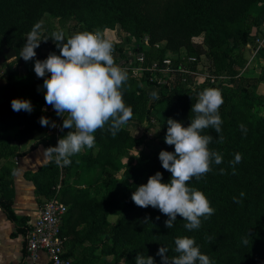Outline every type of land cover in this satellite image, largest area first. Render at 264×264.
<instances>
[{
  "label": "trees",
  "instance_id": "trees-1",
  "mask_svg": "<svg viewBox=\"0 0 264 264\" xmlns=\"http://www.w3.org/2000/svg\"><path fill=\"white\" fill-rule=\"evenodd\" d=\"M262 1L0 0V59H5V43L17 53V58L8 63L5 82L0 84V207L11 221L19 224L18 233H25L29 217H19L13 209V173H16L13 160L19 157V148L30 142L35 148L43 142L56 146V137L49 134L52 127L39 123L42 116L50 122L63 120L54 110L45 109L50 105L45 102L44 79L37 75L21 76L19 72L25 64L19 53L26 42V34L37 22L42 25L44 18L51 16L75 20L88 31L98 29L103 33L105 29L121 26L131 39L138 41L141 50H146L149 62L162 61L168 55L178 62L179 53L184 49L187 56L197 58V62L189 66L197 70L201 59L208 56L206 74L227 77L226 84L206 82L193 90L179 76L172 84L160 87L159 99L150 106L148 89L157 84L128 78L122 89L126 106L133 110L128 122L147 120L152 110L163 114V138L155 152L142 153L125 165L122 159L142 142L124 126L113 138L105 125L93 134L95 146L72 156L69 166H58L52 161L35 172L25 173L35 185L38 201L41 202V197L47 201L57 199L68 208L62 226V235L68 239L66 256L72 258L73 264H107L103 258L110 257H117L118 264H135L136 256L143 254L154 257L155 264H161V257L157 256L159 248L166 247L167 254L174 256L175 238L189 236L195 239L201 252L209 256L212 264H264V101L256 99L246 80L239 77L240 56L234 54L259 36L264 6L259 9L255 6ZM255 29L257 33H253ZM41 30L42 27L40 33ZM201 36L205 45L193 41ZM146 39L150 48L143 44ZM163 41L166 42L164 49L155 48ZM205 46L212 53L209 54ZM35 51L51 50L41 41ZM188 82L192 83L193 77H189ZM256 84L251 83L253 87ZM205 88H217L222 93L223 104L219 109L222 132L217 134L213 128H208L203 134L213 137L209 148L220 153L223 161L219 165L213 162L210 172L199 181L192 178L188 186L202 191L215 212L207 219L202 218L199 229L187 230L186 221L179 216L168 229L165 226L168 217L151 206L138 207L131 199L132 193L158 171L163 174L164 183L170 181L171 173L163 169L159 160L162 150L174 152V146L165 143L166 121L173 118L187 127L190 115H194L191 114L192 105ZM13 99L30 100L33 111L30 114L23 110L13 111ZM15 130L18 133L14 140L6 136ZM68 131L64 129L58 138ZM221 134L223 143H217ZM237 153L242 154V161L235 165L233 174L231 162ZM220 169H224L225 174H220ZM90 172L98 173L96 181L89 180L86 187L70 184L73 173L76 183L90 177L87 176ZM119 173L122 178L113 177ZM241 192L244 193L242 198ZM233 197L240 199V203L234 202ZM111 217H117L118 221L113 223Z\"/></svg>",
  "mask_w": 264,
  "mask_h": 264
},
{
  "label": "clouds",
  "instance_id": "clouds-1",
  "mask_svg": "<svg viewBox=\"0 0 264 264\" xmlns=\"http://www.w3.org/2000/svg\"><path fill=\"white\" fill-rule=\"evenodd\" d=\"M41 22H37L26 34V42L19 53L25 62L32 61L36 49L41 44ZM105 31H107L105 29ZM53 42L59 50V55L50 52L44 60L35 59L34 72L38 78H43L45 102L52 106L57 116L63 118L61 132L68 129L66 135L58 138L56 146L42 150L45 161H54L58 166H69L71 157L87 148L95 146V136L98 129L108 125V131L115 138L122 126L133 116V110L126 106L123 99V87L128 80L127 70L115 63L113 45L104 38L100 30L80 31L67 38L62 31L52 33ZM150 96L159 99L153 91ZM223 104L222 93L217 88H205L197 95L192 105L190 123L187 127L173 118L167 119L165 143L174 146V152L162 150L159 160L162 167L171 173L168 183L163 182V174L156 172L148 178L146 184H141L132 193V201L141 208L158 209L168 217L165 226L171 229L177 217H182L184 227L196 230L201 227L202 218L211 217L215 209L210 206L206 195L196 187L188 184L195 178L201 180L214 162L219 165L223 161L220 153L210 150L213 137L203 134L205 129L213 128L217 134L222 132V118L219 109ZM12 110L31 113L33 105L30 100L13 99ZM39 123L43 127L49 125L58 127L42 116ZM244 130V126H240ZM223 135H219L217 143H223ZM242 161V154H235V165ZM15 174V172L13 173ZM220 174H225L220 169ZM244 193H240L242 198ZM234 202L240 199L233 197ZM110 215V214H109ZM159 219V217H157ZM147 223V219L145 220ZM247 244L248 240L245 239ZM174 252L169 256L166 247H160L157 256L161 264H212L208 255L201 252L194 238L178 236L174 240ZM135 264H155L154 257L138 254Z\"/></svg>",
  "mask_w": 264,
  "mask_h": 264
},
{
  "label": "rangeland",
  "instance_id": "rangeland-1",
  "mask_svg": "<svg viewBox=\"0 0 264 264\" xmlns=\"http://www.w3.org/2000/svg\"><path fill=\"white\" fill-rule=\"evenodd\" d=\"M264 6V1L259 2L255 8L259 9L260 7ZM260 32L258 33L259 36H257L254 39V42H250L249 45L244 50H237L234 52L235 56H240V64H238V71H239V77L245 79L246 85L249 86L250 90L254 92V96H256V99H259L261 102L264 101V48L260 50H256L259 45L258 39H261L262 36H264V17L259 22V29ZM55 31H62L65 34V37L80 32V31H88L84 28V26L80 25L75 20H68V19H58L51 16H46L44 18V21L42 23V30H41V41L43 43H47L48 47L51 51H37V56L32 60L25 62V64L19 68V72L21 76H29L31 75L34 77L36 73L34 72V64L35 59H40L42 56L49 54L50 52H55L57 55H59V50L56 48L55 43H50V40L52 41V33ZM253 33H257V29L254 30ZM104 38L109 40L110 42L114 43L116 46H122L127 47L130 46L132 42L135 41V39H131L128 35V33L121 28V26H116L113 29H108L107 31L103 32ZM49 39V41H48ZM193 41L199 44H204V37H198L194 38ZM166 46V42H160L158 45L155 46L157 49H164ZM231 46V45H230ZM207 52L212 53V51L207 47ZM170 54H173L170 52ZM179 57L187 56L186 50L182 49L179 53ZM170 56V55H169ZM208 59L209 57H203L200 61V64L198 66L199 76L197 82L202 83L204 81V73L206 74V70L209 69L208 65ZM41 60V59H40ZM12 62V61H11ZM8 62L7 59L3 58L0 59V84H3L5 82V76L7 74L8 70ZM244 81V80H243ZM256 82V87H253L251 83ZM226 84V82L224 83ZM156 91L158 93V96L160 97L162 91L161 88L152 87L148 89V96H149V106L152 102H155L157 99H154L150 96V93ZM148 106V107H149ZM47 111H52V106H48L45 108ZM149 118L144 121L134 120L132 122H128L124 127L128 130H130L131 134L137 138L140 139L142 144L134 149L132 152L127 154L123 159L122 163L125 165L128 164L132 159H135L136 157L140 156V154H147L151 155L153 152H155L159 148V142L162 140L163 135V126L161 125V119L163 118V114L157 110H152L150 112ZM55 123L58 125V127L53 128L49 131V134L53 137H56V140L54 144L57 145V138L61 135V130L59 126H62L63 120H57ZM18 131H11L9 133H6V136L14 140L17 136ZM15 143V142H14ZM41 145H43L42 149L48 148L49 144L47 142H43ZM35 144L33 142H30L26 145H22L18 150V155L21 156L22 154H25L27 152L32 151L35 149ZM16 159L13 160L14 163H16ZM44 165V164H43ZM87 179L83 180H74L75 174L73 173L71 175L70 184L75 185L76 187H86L89 183V180L91 182H94L98 179V173L97 172H90L88 173ZM114 178H122V173L113 175ZM62 181V179H61ZM60 187L58 188V193L60 192ZM41 202L36 201L34 202L35 206H38L39 208L47 201L44 197H41ZM113 223H116L118 221L117 217H111L110 218ZM18 233V231H17ZM21 239V238H20ZM100 253V251L98 252ZM21 253L19 254V256ZM103 257H105L103 255ZM107 261V264H118V258H103ZM40 264H44L42 261ZM119 264H122L120 262Z\"/></svg>",
  "mask_w": 264,
  "mask_h": 264
},
{
  "label": "built area",
  "instance_id": "built-area-1",
  "mask_svg": "<svg viewBox=\"0 0 264 264\" xmlns=\"http://www.w3.org/2000/svg\"><path fill=\"white\" fill-rule=\"evenodd\" d=\"M258 41L257 51L264 48V36ZM143 44L150 48L147 39ZM112 45L115 63L127 70L128 78L156 83L158 88L172 84L179 76L181 81L187 82L188 88L193 90L199 89L206 82L218 84L227 80V77L216 78L204 74V81L197 82L199 68L192 70L189 67L197 62V58L193 56L180 57L176 62L172 55H168L162 61L149 62L146 50L140 49L137 40L127 47L116 46L114 43ZM189 77H193L192 83L188 82ZM67 211V206L57 199L49 200L39 208L36 220L25 228L24 264H40L44 259L46 264H73L72 258L66 256L68 239L62 235L63 220Z\"/></svg>",
  "mask_w": 264,
  "mask_h": 264
},
{
  "label": "crops",
  "instance_id": "crops-1",
  "mask_svg": "<svg viewBox=\"0 0 264 264\" xmlns=\"http://www.w3.org/2000/svg\"><path fill=\"white\" fill-rule=\"evenodd\" d=\"M42 148L43 145H40L26 155L15 158L17 161H15V199L13 201V209L17 216L29 217L26 226L36 220L39 207L34 205V202L37 201L35 185L25 177V173L28 171L35 172L48 162L44 160ZM20 228L19 224L11 221L0 207V264H22L24 258V233L19 232L17 234ZM20 253L21 255L19 256ZM43 262L46 264L45 259Z\"/></svg>",
  "mask_w": 264,
  "mask_h": 264
},
{
  "label": "water",
  "instance_id": "water-1",
  "mask_svg": "<svg viewBox=\"0 0 264 264\" xmlns=\"http://www.w3.org/2000/svg\"><path fill=\"white\" fill-rule=\"evenodd\" d=\"M3 53L8 62H11L17 58L16 51L9 47L7 43L4 45Z\"/></svg>",
  "mask_w": 264,
  "mask_h": 264
}]
</instances>
